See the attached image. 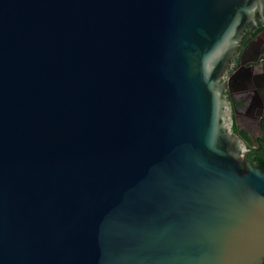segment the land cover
Here are the masks:
<instances>
[{"label":"water","instance_id":"water-1","mask_svg":"<svg viewBox=\"0 0 264 264\" xmlns=\"http://www.w3.org/2000/svg\"><path fill=\"white\" fill-rule=\"evenodd\" d=\"M263 15L0 0V264H264V169L225 80Z\"/></svg>","mask_w":264,"mask_h":264},{"label":"flooded vegetation","instance_id":"flooded-vegetation-1","mask_svg":"<svg viewBox=\"0 0 264 264\" xmlns=\"http://www.w3.org/2000/svg\"><path fill=\"white\" fill-rule=\"evenodd\" d=\"M225 80L227 96L234 108V122L237 124L239 118H249L252 121L247 126H256L258 130L255 137L248 133L252 143L244 141L248 157H254L264 124V15L245 27L238 51L227 67Z\"/></svg>","mask_w":264,"mask_h":264},{"label":"trees","instance_id":"trees-1","mask_svg":"<svg viewBox=\"0 0 264 264\" xmlns=\"http://www.w3.org/2000/svg\"><path fill=\"white\" fill-rule=\"evenodd\" d=\"M257 33L254 35L256 36ZM262 129V136L257 139L256 145L257 147V152L254 154V157L249 156V161L257 168L259 169H264V124L261 125ZM233 131L235 134H237L243 141L246 143H252L251 138L248 133L245 131L241 130L238 125L234 122L233 125Z\"/></svg>","mask_w":264,"mask_h":264},{"label":"rangeland","instance_id":"rangeland-1","mask_svg":"<svg viewBox=\"0 0 264 264\" xmlns=\"http://www.w3.org/2000/svg\"><path fill=\"white\" fill-rule=\"evenodd\" d=\"M252 121V119H245V118H239V120L237 121V125L238 127L243 130L246 131L247 133H249L252 137H255L258 134V130L256 128V126H254L253 128H249L248 122Z\"/></svg>","mask_w":264,"mask_h":264}]
</instances>
